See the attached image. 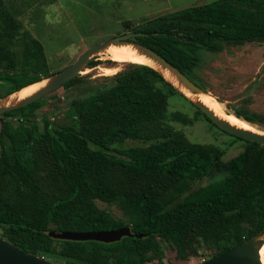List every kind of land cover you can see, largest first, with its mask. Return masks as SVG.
I'll list each match as a JSON object with an SVG mask.
<instances>
[{"label":"trees","instance_id":"16d2710c","mask_svg":"<svg viewBox=\"0 0 264 264\" xmlns=\"http://www.w3.org/2000/svg\"><path fill=\"white\" fill-rule=\"evenodd\" d=\"M19 14L0 0V82L7 85L0 98L53 75L43 43ZM125 26L137 33L130 40L194 80L200 50L219 53L226 44L264 41V0H214ZM175 95L204 114L161 72L130 63L105 88L73 100L68 124L47 116L39 122L43 98L0 115L3 236L25 252L68 264H164L163 242L180 247L192 235L206 244L215 238L216 256L263 234L264 145L246 140L241 153L223 161L219 149L190 141L176 127L188 118L171 109ZM234 114L250 123L259 118ZM128 140L139 144L119 146ZM217 173L208 184L190 187ZM97 199L118 205L129 219L100 208ZM123 226L144 236L105 243L50 235Z\"/></svg>","mask_w":264,"mask_h":264},{"label":"rangeland","instance_id":"374dc122","mask_svg":"<svg viewBox=\"0 0 264 264\" xmlns=\"http://www.w3.org/2000/svg\"><path fill=\"white\" fill-rule=\"evenodd\" d=\"M6 1L20 10L18 18L24 28L43 43L49 72L56 74L74 63L87 48L129 32L131 27L125 26L126 21L136 26L144 17L154 18L214 0ZM199 55L200 62L193 73L194 81L218 98L231 113L244 110L259 117L255 118L256 122L248 123L264 133V41L226 44L222 52L200 50ZM88 63L90 64L82 68L77 80L71 85L62 86L43 97V105L37 111L40 123L43 117L47 116L55 123L68 124L70 116L66 111L73 100L85 97L99 88H105L115 74L130 65V62H115L102 57H92ZM108 65L116 68L115 73L103 74L100 67ZM5 86V83L0 82V93L4 92ZM170 103L172 110H180L188 118L186 124L176 123V127L182 129L190 141L219 149L223 153V161L235 157L248 145L244 138L228 133L204 114L197 112L183 97L171 96ZM134 144L139 143L128 140L119 146ZM218 176L219 173L207 176L196 183H190V187L206 185ZM96 203L117 218L126 221L129 219L116 204H108L100 199H97ZM3 232L0 228L1 237H4ZM262 242L264 246V239ZM163 250L161 260L164 264H195L214 256L215 238H211L206 244L204 240L192 235L185 245L180 247L163 242ZM44 257L60 264H68L60 256ZM158 261L153 259L146 264H158Z\"/></svg>","mask_w":264,"mask_h":264},{"label":"water","instance_id":"95a60500","mask_svg":"<svg viewBox=\"0 0 264 264\" xmlns=\"http://www.w3.org/2000/svg\"><path fill=\"white\" fill-rule=\"evenodd\" d=\"M136 34L137 33L135 32L124 33L114 38H111L107 41L95 44L87 48L83 53L79 55V57L74 63L62 69L61 71L57 72L56 74L47 77V78H51V81L48 83L46 87L41 89L39 92L27 98L17 106L0 107V115L12 109L28 105L40 98H43L45 95L57 90L58 88L64 86L65 83H67L68 81L72 80L73 78L77 77L80 74L82 68L86 64H88V62L92 59V55L95 52L99 51L100 49L106 47L107 45L113 42L119 44L128 43V42L135 43L140 47V49L146 55L153 58L162 67L173 71L176 77L178 78V80L185 87L190 89L192 92L198 94L202 92H207L203 88H201L196 81L190 78L186 73L180 70L177 66H175L171 61L166 59L164 56L160 55L158 52H156L150 47L144 46L138 42L130 40V38L135 36ZM47 78H43V79H47ZM14 92H11L1 98L4 99L8 95ZM194 102L200 108V110L221 129L238 137H242L247 141L256 142L264 145V133H260L252 130H246L233 126L227 121L219 118L210 108H208L202 102L197 100H195ZM50 235L56 239H65V240H73V241L93 240V241H99L105 243L120 241L123 237L126 236H136V237L144 236L143 234L132 232L130 226H123L115 229L94 230V231L53 230L50 232ZM263 239H264V233L261 235H255L221 254H218L210 259L195 264H263L259 257V251L262 245V244L260 245L259 242L262 241ZM0 264H60V263L49 260L44 256L25 252L16 245L10 243L4 237L0 236Z\"/></svg>","mask_w":264,"mask_h":264},{"label":"bare ground","instance_id":"6f19581e","mask_svg":"<svg viewBox=\"0 0 264 264\" xmlns=\"http://www.w3.org/2000/svg\"><path fill=\"white\" fill-rule=\"evenodd\" d=\"M92 57H102L103 59H110L115 62H130L153 67L159 72H161L170 83L175 85L186 96L191 99L202 102L208 108H210L219 118L227 121L228 123L238 128L262 133L261 131L256 130L250 123H248L244 119L236 116L234 113H231L230 111H228V109L226 110L224 104L219 101V99L216 98L212 93L202 92L198 94L192 92L178 80L173 71L162 67L157 61H155L150 56L146 55L135 43L128 42L119 44L113 42L107 45L106 47L100 49L99 51L95 52ZM100 69L105 75H111L116 71V68L112 65L100 67ZM50 81L51 78L43 79L41 81L29 84L18 91H15L4 99L0 98V107H13L19 105L24 100L33 96L41 89L46 87ZM259 257L262 263L264 264L263 245H261L260 247Z\"/></svg>","mask_w":264,"mask_h":264}]
</instances>
